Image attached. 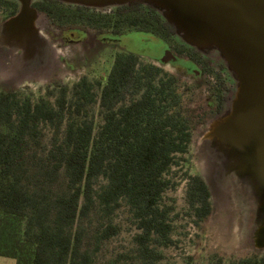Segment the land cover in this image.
<instances>
[{
	"label": "trees",
	"instance_id": "16d2710c",
	"mask_svg": "<svg viewBox=\"0 0 264 264\" xmlns=\"http://www.w3.org/2000/svg\"><path fill=\"white\" fill-rule=\"evenodd\" d=\"M50 2L40 10L62 24L104 18L102 12L77 6L71 11ZM133 66L129 57H120L107 84L97 83L98 125L88 119L86 108L96 103V96L87 79L70 89L59 86L53 104L44 97L33 102L0 91V257L15 264H94L83 248V221L95 208L111 215L124 200L140 232L133 241L141 264L161 259L152 244L168 246L171 227L170 209L160 208L159 201L169 186L165 174L190 143V122L175 80L154 84L152 67L135 74ZM126 95L132 97L128 103ZM43 123L53 130L44 167L31 161L36 155L28 149L39 144ZM59 177L65 189L56 193ZM99 179L105 184L94 190ZM209 198L204 182L193 179L187 201L196 220L209 215ZM116 234L114 226L106 225L101 237ZM231 264H264V256Z\"/></svg>",
	"mask_w": 264,
	"mask_h": 264
},
{
	"label": "rangeland",
	"instance_id": "374dc122",
	"mask_svg": "<svg viewBox=\"0 0 264 264\" xmlns=\"http://www.w3.org/2000/svg\"><path fill=\"white\" fill-rule=\"evenodd\" d=\"M45 24L50 26L47 22ZM130 35L127 33L121 36V44L126 47L127 51L134 49L128 43V40L132 38ZM87 38L88 40L82 43L60 47V49L58 46L52 47L56 44L55 42H46L47 48L44 54L49 57L52 63L51 70L47 69L46 72L40 73L34 79L22 78L13 84L1 85L0 88L3 87V89L0 91L13 92L17 99L29 98L33 102L39 97H44L53 104L59 85L67 86L70 89L78 77L86 75L94 83L93 93L96 96V103L86 108L88 119H93L98 125L101 113L98 106L100 92L97 85L98 73L96 75L90 73L94 66L86 61V59L91 60L97 43L93 40L90 32H88ZM107 48L108 50H106ZM103 52V55L106 53V59L108 53H111V46L108 45L103 49ZM63 61H67L75 69V72H69L63 66ZM161 72L162 76L171 75L170 72L176 75L174 70L168 67H165ZM180 79V91L186 93L182 98L183 103L192 110L200 112L202 108L196 106L201 105L200 101L204 102L207 95L203 94L207 89L204 90V86L194 85L195 83L190 78L180 77ZM49 92L53 95L47 96ZM137 97L135 96L134 99ZM131 99L130 95H126V103ZM199 124V120L195 119L190 123L188 129L193 132L191 143L187 145L185 154L175 156L177 164L172 165L165 174V179L169 180V186L162 193L159 206L170 209L167 223L171 227L169 236L171 243L168 246L152 244V249L161 256L156 264H231L252 255L264 256L263 251H257L253 247L251 239L253 208L241 194L242 187L234 178H231L232 182L229 186L232 198L230 194L227 196L225 187L221 186L218 189L211 181V189L208 190L211 209L209 215L201 221L196 220L193 215V210L187 201V193L193 179L198 177L203 182L205 180V171L201 164V153L198 146L200 135L205 131V126L199 127ZM38 129L40 131L39 144L30 145L28 149L31 150L29 155L34 153L36 155L35 159L34 156L30 158L31 161L44 167L45 163H42V159L49 150L53 130L51 126L44 123L40 124ZM63 130L64 126L60 129L59 138L62 136ZM33 180V178H29L27 182L34 183ZM226 180L224 179L222 183H225ZM104 184L105 181L99 179L94 185V190H98L99 185ZM64 189L63 178L59 177L54 190L56 193H60ZM237 195L239 197L242 195L241 200ZM119 204L120 207L111 215H105L95 208L83 221V248L89 251L94 264H141L133 241L134 236L140 232L136 228V223L132 220L124 200H121ZM106 225L114 226L117 229V234L103 239L101 233ZM0 264H15V261L0 257Z\"/></svg>",
	"mask_w": 264,
	"mask_h": 264
},
{
	"label": "water",
	"instance_id": "95a60500",
	"mask_svg": "<svg viewBox=\"0 0 264 264\" xmlns=\"http://www.w3.org/2000/svg\"><path fill=\"white\" fill-rule=\"evenodd\" d=\"M13 1L19 4L13 22L32 28L38 16L31 5L39 0ZM54 1L102 13L139 2L172 25L184 44L205 56L218 55L234 88L224 111L200 135L204 184L208 190L211 181L225 187L231 198V178L245 187L253 208V247L264 252V0Z\"/></svg>",
	"mask_w": 264,
	"mask_h": 264
},
{
	"label": "flooded vegetation",
	"instance_id": "af4514ba",
	"mask_svg": "<svg viewBox=\"0 0 264 264\" xmlns=\"http://www.w3.org/2000/svg\"><path fill=\"white\" fill-rule=\"evenodd\" d=\"M53 1L39 0L31 5L38 17L34 20L33 27L30 28L23 23L13 22L19 12L17 2L0 0V81H2L0 86L13 84L22 78L34 79L47 69L50 71L52 63L44 54L47 48L46 42L53 41L56 44L52 47L58 46L60 49V47L76 45L88 40V32H90L97 47L95 51L93 50L91 60L86 59V61L94 66L90 73L95 75L98 73V82L100 81L102 85L107 84L113 69L118 64V59L127 56L130 58V63L134 65L135 74H138L142 67L153 68L156 73L153 79L154 84L159 79L175 80L177 92L182 98L186 93L180 91V77L190 78L195 83L194 85L204 86L203 89H207L203 94L207 95L204 98V104L200 101L201 105L196 106L202 108L200 112L192 110L181 99L182 109L190 123L195 119L199 120V127L205 126L207 122L215 119L224 111L231 98L234 83L222 60L216 53L208 56L202 55L177 39L172 25L161 18L158 19L156 11L151 7L139 2H130L101 13L104 18L99 23L87 19L75 22V24H62L60 20L49 18L43 10H40L43 4L49 2L56 4ZM69 7L73 11V6ZM98 13L100 12L96 11L95 14ZM46 22L50 26L45 24ZM127 33H130L132 37L128 40L129 45L134 47L132 51H127L126 47L121 44V36ZM108 45L111 46V53L109 52L105 59L106 53L103 55V49ZM63 66L69 72H75L67 61H63ZM165 67L173 69L176 75L170 72L171 75L162 76L161 71ZM83 79L89 80L86 75H83L78 77L75 83ZM90 82L94 85L92 81ZM187 132L191 143L193 132L190 129ZM243 189L241 194L246 198V189L245 187ZM237 196L241 200L242 195Z\"/></svg>",
	"mask_w": 264,
	"mask_h": 264
}]
</instances>
